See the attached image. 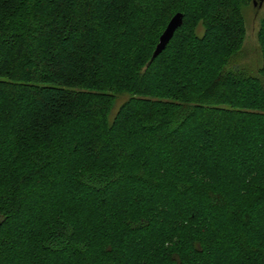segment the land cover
Listing matches in <instances>:
<instances>
[{"label": "trees", "instance_id": "16d2710c", "mask_svg": "<svg viewBox=\"0 0 264 264\" xmlns=\"http://www.w3.org/2000/svg\"><path fill=\"white\" fill-rule=\"evenodd\" d=\"M250 1L0 0V264H264Z\"/></svg>", "mask_w": 264, "mask_h": 264}, {"label": "rangeland", "instance_id": "374dc122", "mask_svg": "<svg viewBox=\"0 0 264 264\" xmlns=\"http://www.w3.org/2000/svg\"><path fill=\"white\" fill-rule=\"evenodd\" d=\"M244 23V36L239 47V51L232 58L231 66L243 69L249 73H255L260 64L259 48L257 43V29L259 21L264 17V0L262 4L253 5V2L240 7ZM125 96L117 98L111 114L115 112L118 105L124 100Z\"/></svg>", "mask_w": 264, "mask_h": 264}, {"label": "water", "instance_id": "95a60500", "mask_svg": "<svg viewBox=\"0 0 264 264\" xmlns=\"http://www.w3.org/2000/svg\"><path fill=\"white\" fill-rule=\"evenodd\" d=\"M263 0H253V5H256L257 2L259 5L262 4ZM183 15L181 12H176L168 21L166 27L160 34L158 38V42L155 46V49L152 53L151 58L153 59L156 55H158L161 51H163L172 38L175 30L182 24Z\"/></svg>", "mask_w": 264, "mask_h": 264}]
</instances>
